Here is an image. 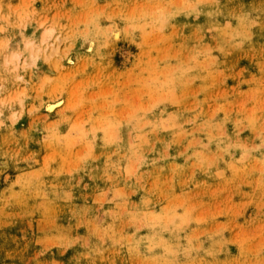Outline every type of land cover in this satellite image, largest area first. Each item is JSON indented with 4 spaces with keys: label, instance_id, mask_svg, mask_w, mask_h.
<instances>
[{
    "label": "rangeland",
    "instance_id": "1",
    "mask_svg": "<svg viewBox=\"0 0 264 264\" xmlns=\"http://www.w3.org/2000/svg\"><path fill=\"white\" fill-rule=\"evenodd\" d=\"M0 264H264V0H0Z\"/></svg>",
    "mask_w": 264,
    "mask_h": 264
},
{
    "label": "bare ground",
    "instance_id": "2",
    "mask_svg": "<svg viewBox=\"0 0 264 264\" xmlns=\"http://www.w3.org/2000/svg\"><path fill=\"white\" fill-rule=\"evenodd\" d=\"M49 40H51V33H48V32H47V33L45 34V37H44V39H43V42L47 44V43L49 42ZM31 44H32V43H31ZM34 48H35V47H34ZM46 48H47V47H46ZM38 50H39V49H38ZM38 52H39V51H38ZM40 52H41V51H40ZM36 55H37V53H36ZM51 55H52V53H51ZM17 56H18V54H17ZM37 57H38V56H37ZM13 58H15V57H13ZM34 58H36V57H34ZM47 58H48V56H47ZM49 58H50V57H49ZM38 59H39V58H38ZM12 60H13V59H12ZM12 60L9 61V62H13ZM16 60H17V59H16ZM9 62H7V63H9ZM17 70H18V69H17ZM18 73H19V72H18ZM19 79H20V78H19Z\"/></svg>",
    "mask_w": 264,
    "mask_h": 264
}]
</instances>
